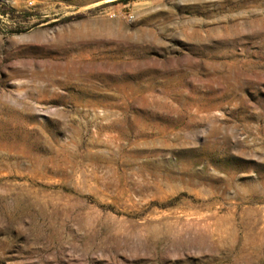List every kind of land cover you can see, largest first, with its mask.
Segmentation results:
<instances>
[{
	"label": "rangeland",
	"instance_id": "374dc122",
	"mask_svg": "<svg viewBox=\"0 0 264 264\" xmlns=\"http://www.w3.org/2000/svg\"><path fill=\"white\" fill-rule=\"evenodd\" d=\"M0 264H264V0H0Z\"/></svg>",
	"mask_w": 264,
	"mask_h": 264
},
{
	"label": "bare ground",
	"instance_id": "6f19581e",
	"mask_svg": "<svg viewBox=\"0 0 264 264\" xmlns=\"http://www.w3.org/2000/svg\"><path fill=\"white\" fill-rule=\"evenodd\" d=\"M144 69H147V68H144ZM139 70H140V68H139ZM55 71H51V72L48 71L49 74L52 73L53 75H55V76H52L51 78H49V76L47 77L48 87L50 89L42 90L43 92H47V96H49L50 98H54L55 100H57V99L58 100L69 99L70 101L74 102V104H77V105H78V99L86 100L87 102H90V104L96 103V105L97 104L108 105L109 104L108 100L113 99V96L111 97V95H110V97H108V99L106 101L97 99V97H99V95H101V93H100L101 89L97 86V83L95 80H93L94 79L93 77L81 79V87L79 88V92H78V69L77 68H71L70 67V68L62 69L59 66L57 68V70H55ZM60 73H65L66 77L71 78V79L76 78L77 82L73 83V82H69V81L57 80L56 75H58ZM91 82H92L91 86L89 88H86L87 84L91 83ZM183 84L184 83H183L182 78L176 80L172 76H168L164 84H160L156 78H150V80H144V81L140 82L139 84H135L132 82L129 83L128 81H124V82H118L117 84H115V86L117 87V91L119 92L118 97H123V96L127 95L128 91H130L133 94H139V93H145V92L156 93L158 90L162 91V92H168V91L174 92V91H177L179 89H182V87L184 86ZM110 85H111V83L109 81L104 82L105 87H109ZM51 88H53V89H51ZM59 89H67L70 91V93L63 96L62 94L57 93V90H59ZM78 93H79V95H78ZM165 95H167V94H165ZM155 96L158 97V95H156V94H155ZM158 101H157V104H159ZM150 102H151V104H153L152 101H150ZM170 105H171V107H173L172 104H170ZM154 106H155V104H154ZM165 106H166V104H165ZM156 108H157V106H156Z\"/></svg>",
	"mask_w": 264,
	"mask_h": 264
}]
</instances>
